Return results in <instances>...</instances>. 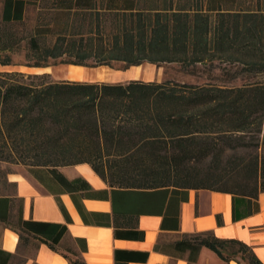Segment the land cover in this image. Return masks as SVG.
I'll return each mask as SVG.
<instances>
[{"label": "trees", "instance_id": "16d2710c", "mask_svg": "<svg viewBox=\"0 0 264 264\" xmlns=\"http://www.w3.org/2000/svg\"><path fill=\"white\" fill-rule=\"evenodd\" d=\"M44 1L49 13L20 31L29 0H2L1 65H10L12 54L23 47L29 67L52 61L122 69L176 64L204 82H52L48 73L0 72V161L29 167L50 192L58 186L83 218L82 200L101 191L81 177L68 179L59 167L87 163L111 188L117 218L129 194L136 201L204 188L250 203L264 192V0ZM240 148L253 150L239 165L252 181L248 192L186 183L199 162L211 157L218 164L228 150ZM7 175L1 182L0 222L17 231L19 250L17 255L0 250V264H23L20 250L41 244L72 254L74 259L61 252L68 264H86L80 253L86 241L70 238L66 223L23 219V200ZM90 216L110 224L108 214ZM173 221L177 230V213ZM114 227L115 238L144 239L136 227ZM202 248L226 262L264 264L246 243L211 231L161 239L154 246L171 258L186 255L187 263L195 262ZM148 256V251L116 249L114 264L144 263Z\"/></svg>", "mask_w": 264, "mask_h": 264}, {"label": "crops", "instance_id": "0c3cea01", "mask_svg": "<svg viewBox=\"0 0 264 264\" xmlns=\"http://www.w3.org/2000/svg\"><path fill=\"white\" fill-rule=\"evenodd\" d=\"M41 69L31 70L39 74L44 71ZM162 78L161 67L155 64L143 63L124 69H112L103 65L75 67L69 64L65 68L64 80L124 84L138 79L162 82ZM59 168L68 179L81 177L89 182L95 191H101L99 197L82 200L84 218L76 209L71 196L60 190L58 186L55 192H50L29 172L24 171L9 174L7 180L16 184L15 194L23 200V219L66 223L70 238L85 239L86 250L80 253L86 264H114L116 249L149 252L148 259L144 263L131 261L127 264H168L170 257L154 250L158 241L161 239L172 241L182 234L201 231H211L219 238H233L246 243L253 249L257 259L264 263V192H260L256 200L251 199L250 203L247 198L233 196L229 192L204 188L185 189L183 192L170 193L169 196L161 193L145 195L136 201L130 199L129 194L125 198L124 205L119 208L122 214L117 218L112 209L111 188L87 163ZM70 168H72L71 172L67 173ZM59 202L67 211L69 222L60 209ZM91 213L108 214L110 224L93 222ZM176 213L179 221L177 230L172 226ZM164 221L167 228H162ZM114 224L122 231L136 227L135 229L144 232V239L115 238ZM0 250L15 255L19 250L17 231L2 222H0ZM23 250H20L21 255L26 259L23 264H68V259L61 252L52 251L47 244H41L36 249Z\"/></svg>", "mask_w": 264, "mask_h": 264}, {"label": "rangeland", "instance_id": "374dc122", "mask_svg": "<svg viewBox=\"0 0 264 264\" xmlns=\"http://www.w3.org/2000/svg\"><path fill=\"white\" fill-rule=\"evenodd\" d=\"M0 0V8H1ZM44 0H29L26 21L23 25L19 26L18 29L20 31L30 29L38 20L41 13H49L46 10V7H49V3L45 5ZM255 0H253V3ZM45 5V6H44ZM49 9V8H48ZM25 51L23 47L21 50L16 51L12 54L13 61L10 65L4 66L0 64V72H10V71H18L25 74H35L32 72L35 67H29L25 65ZM69 65V64H67ZM66 64L60 63L59 61H52L49 66L38 67L44 69V71L39 73H48L50 81H65V68H67ZM161 67L163 73V81L167 79H173L176 81H186L190 83H202L204 82V77L192 76L189 73L183 71L176 64H166L159 66ZM112 69H122L119 64H114L111 66ZM41 69V70H42ZM240 83V80L236 81L235 84ZM249 153H253L251 148H240L236 151L228 150L226 154L216 163L213 162L211 157L206 158L202 162H199L196 166H193L190 169V176L186 179V183L189 185H202L207 184L210 186H214L216 188H225L231 189L236 192L249 191L250 188L253 187L252 181L248 176H245L242 171L243 166H239L242 158H249ZM29 167L19 164V163H9L0 161V190H3V186L1 182L4 179L5 174H11L17 171L29 172ZM72 168H70L67 173H70ZM30 173V172H29ZM7 175V176H8ZM5 191V190H3ZM71 244V242H69ZM61 252L67 254L71 259H74V256L70 253L63 251ZM186 255L184 256H173L170 257L168 264H231L232 262H236L237 264H246V262L237 259L230 260V262H226L218 257L217 254L211 252L210 250L202 248L200 253L198 254L195 262H188L185 260Z\"/></svg>", "mask_w": 264, "mask_h": 264}]
</instances>
